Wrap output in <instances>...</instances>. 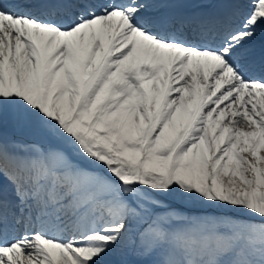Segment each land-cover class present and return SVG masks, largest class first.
I'll list each match as a JSON object with an SVG mask.
<instances>
[{"label": "snow or ice", "instance_id": "1", "mask_svg": "<svg viewBox=\"0 0 264 264\" xmlns=\"http://www.w3.org/2000/svg\"><path fill=\"white\" fill-rule=\"evenodd\" d=\"M0 264H264V0H0Z\"/></svg>", "mask_w": 264, "mask_h": 264}]
</instances>
